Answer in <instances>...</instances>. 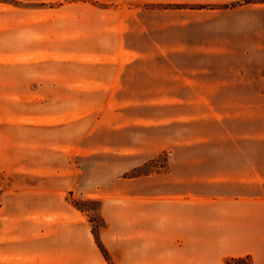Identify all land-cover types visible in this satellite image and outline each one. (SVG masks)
Listing matches in <instances>:
<instances>
[{
	"label": "crops",
	"instance_id": "crops-1",
	"mask_svg": "<svg viewBox=\"0 0 264 264\" xmlns=\"http://www.w3.org/2000/svg\"><path fill=\"white\" fill-rule=\"evenodd\" d=\"M93 1L57 6L60 26L47 35L44 20L45 35L15 53L29 57H14L10 76L3 71L0 79V264H110L69 193L98 197L104 221L98 236L113 264H227L228 257L243 255L264 264V113L261 119L189 113L157 120L167 133L157 131L150 154L137 146L117 148L116 124H107L126 59L121 5L221 6L242 13L246 20L226 29L221 22L213 36L224 55L233 57H264V5ZM250 14L260 20L248 21ZM180 26L178 45L202 47L201 55H210L214 42L201 37V25ZM8 76L33 80L4 85ZM249 92L264 94V87ZM83 156L105 157L107 166L116 158L128 164L85 190L77 161ZM151 158L150 170L116 176Z\"/></svg>",
	"mask_w": 264,
	"mask_h": 264
},
{
	"label": "rangeland",
	"instance_id": "rangeland-1",
	"mask_svg": "<svg viewBox=\"0 0 264 264\" xmlns=\"http://www.w3.org/2000/svg\"><path fill=\"white\" fill-rule=\"evenodd\" d=\"M69 3L96 2L0 0V79H3V71L10 76V63L14 57H29L28 54L15 53L26 48L31 40L45 35L44 20L49 21L46 26L47 35L53 32V25L60 26L62 12L57 6H69ZM250 3L264 5V1L260 0ZM119 8L123 56L126 59L116 93L112 96L111 108L107 112V124H116L117 148L137 146L144 153L150 154L157 144V131L167 133L166 125L160 130L156 127V121L183 118L189 113L195 117L262 118L264 94L251 93L249 90H262L264 87V57L224 55L219 42L213 40V36L220 32L221 22L225 29L230 28L229 24L246 20L245 15L224 10L221 6L211 9L191 6L182 10L167 7V10H163V6L159 5L123 4ZM63 13L65 15L66 10ZM247 20L259 21L260 16L250 14ZM183 22L201 25V37L214 42L213 48H210L211 56L201 55L204 51L202 47L177 44L175 28L181 27ZM194 33L197 31L193 30ZM39 55L47 56L51 53L40 52ZM28 72L29 68H26L24 73ZM9 76L7 80L10 81L4 85L14 81L18 85H29L33 80L28 77L11 79ZM3 81L0 80V85H3ZM100 139L106 140L107 136L102 135ZM77 161L83 168L81 185L85 190L98 180L101 183L107 181L113 175L111 171H118L128 164L123 158H116L114 163L110 160L107 166L109 160L101 156L78 157ZM154 165L155 158H151L137 168L127 173H117L116 176L119 179L137 176ZM67 198L85 213L91 222L94 238L96 235L99 240L98 230L104 221L99 215L98 197L69 193ZM107 258L105 260L113 264L108 253Z\"/></svg>",
	"mask_w": 264,
	"mask_h": 264
},
{
	"label": "trees",
	"instance_id": "trees-1",
	"mask_svg": "<svg viewBox=\"0 0 264 264\" xmlns=\"http://www.w3.org/2000/svg\"><path fill=\"white\" fill-rule=\"evenodd\" d=\"M78 208H80V207H78ZM95 241H96L99 249L101 250L103 256L108 260V258H107V252L105 251V249L103 248V246L99 242V240L96 237V235H95ZM226 263L227 264H252L251 263V259H250V257L248 255L228 257L226 259Z\"/></svg>",
	"mask_w": 264,
	"mask_h": 264
}]
</instances>
